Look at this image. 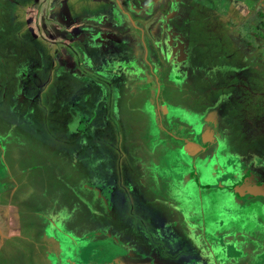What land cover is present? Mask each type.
<instances>
[{
  "label": "rangeland",
  "instance_id": "374dc122",
  "mask_svg": "<svg viewBox=\"0 0 264 264\" xmlns=\"http://www.w3.org/2000/svg\"><path fill=\"white\" fill-rule=\"evenodd\" d=\"M228 1L0 0V140L22 145L0 264H264V197L229 188L264 182V1ZM76 231L104 234L59 260Z\"/></svg>",
  "mask_w": 264,
  "mask_h": 264
},
{
  "label": "crops",
  "instance_id": "0c3cea01",
  "mask_svg": "<svg viewBox=\"0 0 264 264\" xmlns=\"http://www.w3.org/2000/svg\"><path fill=\"white\" fill-rule=\"evenodd\" d=\"M172 1L173 0H159V2L156 5L157 11H159V10L160 11L168 10L170 5L172 4ZM186 1H188V0H186ZM220 1L224 2L223 4L230 3L228 0H220ZM219 5H221V3H219ZM170 9H171V7H170ZM238 11H240V10L238 9ZM161 17H162V15H161ZM156 21L157 20H155L154 22H156ZM182 40L187 45L189 44V42H191V38L189 37V35H186L185 37H182ZM112 69H115V68H110L109 70H112ZM118 83H119L118 84L119 86H122V85H124L125 82L123 81V82H118ZM0 86L2 87L1 83H0ZM215 114H216V112H215ZM6 121H8V120H6ZM192 137H193V134H192ZM200 138L204 142H206V145L208 143L211 144V143H213L215 141V133H214V131L211 134H208V132H206V133L202 134V136ZM20 147H22V145L17 140H12V139L8 140V141H1L0 140V194L1 193H5L6 191H9L12 194V192L13 193L16 192L18 186L20 185V182L17 179L16 172H12L10 170V165H8V163L4 161L5 157H6V154L9 153L11 155V158H12V162L11 163H12L13 167L14 168L15 167L19 168L18 167L19 166V159H20L19 157L21 156L19 154V152H20V150H22V149H20ZM27 150H28L27 155L25 157H23V159L20 160V161H25L23 163L26 164V165H27L26 162H30L33 159V155L37 152L33 147L30 146V144H29V148ZM13 156H14V158H13ZM26 165H24V166H26ZM24 166L22 165V169H20V171H18V174L21 175L22 173H25L27 170H29L28 168H30V164L27 165L26 167H24ZM247 172L248 171H245V173H247ZM31 173L27 176V178H31V180H29L28 186L35 188L34 187L35 186V182L45 183L46 176H45L44 172L40 173V177L42 176V178H40V181H39V175H34V173H33V175L30 176ZM247 175H248V173H247ZM243 180H244V178H243ZM31 182H32V185H31ZM254 182H258V181H254ZM259 182H262V181H259ZM23 186H27V185L23 184ZM113 189L114 188L111 187L110 191L113 190ZM95 190L97 191V189H95ZM99 191H100V194L102 195V190H99ZM101 195H99L98 197L101 198ZM103 198H105V197L102 196V199ZM105 200L108 203L107 204L108 207H109V203L113 204L111 196H110L109 199H105ZM44 207L48 208V209L50 208V206L48 204H46ZM59 208L64 211L63 208H61V207H59ZM49 214H50L51 217L58 216V214L56 212H53L52 214L49 213ZM12 215L13 216L17 215V213L12 214V203H9L7 201H0V250H1L2 246L5 244L6 240L9 239V236L11 235V228H10L11 221L10 220H11V216ZM83 221H86V220H82V222ZM63 223L64 222H60V221H58V222L52 221L51 222V224H59V225L63 224ZM61 231H62V233H64V229L63 228H59V232H61ZM95 233L96 234H100V233H103V231H99V232H94V231L91 232L90 231L89 233H88V231H86V232L83 233L84 236L80 237V238L77 237V231L74 232L73 235L72 234H66L64 236L62 234L61 235L58 234L57 235L58 236L57 237L58 238V242H55L54 244L57 247L56 250L58 252L59 260L61 259L60 256H64V257H66V259L69 258V257L74 258V256H70V254H72L74 252H76V254H77L76 256L84 257V256L88 255L89 251L92 252L91 249H92L93 245H87L86 244L87 246L84 247V246H81L79 244H80V241H82V239H86L87 240V239H89V237L91 239V237H93L95 235ZM109 237H110V235H109ZM71 240H75L78 243V245H76L75 247H72L71 246ZM67 243H69L70 246H68ZM94 245H97V244L94 243ZM130 251H134V250H130ZM89 258H90L91 261H93L95 259L92 256H89ZM47 264H59V263L58 262H52V263H47Z\"/></svg>",
  "mask_w": 264,
  "mask_h": 264
},
{
  "label": "water",
  "instance_id": "95a60500",
  "mask_svg": "<svg viewBox=\"0 0 264 264\" xmlns=\"http://www.w3.org/2000/svg\"><path fill=\"white\" fill-rule=\"evenodd\" d=\"M264 1V0H262ZM206 144V142H205ZM199 181L198 179H196ZM217 187L226 188L228 185L224 184L222 180H217ZM212 185H210L211 187ZM233 194L240 198L246 197H264V182H246L242 180L241 182L235 183L231 186ZM121 264H140V263H121Z\"/></svg>",
  "mask_w": 264,
  "mask_h": 264
},
{
  "label": "flooded vegetation",
  "instance_id": "af4514ba",
  "mask_svg": "<svg viewBox=\"0 0 264 264\" xmlns=\"http://www.w3.org/2000/svg\"><path fill=\"white\" fill-rule=\"evenodd\" d=\"M178 62H179V60H178ZM113 68V67H112ZM230 188V190H231V192H232V189H231V187H229ZM133 252L134 251H124V253H123V255H121L120 256V258H122L121 260H116V262H114V264H121V263H127V260H128V258H131V257H133ZM146 254H147V256H148V258L147 259H145V260H142V258L141 259H138L139 261H136V262H132V263H140V264H159V263H157V254L156 255H154V254H151V255H148V253L147 252H145ZM125 259H127V260H125ZM130 263V262H129Z\"/></svg>",
  "mask_w": 264,
  "mask_h": 264
},
{
  "label": "bare ground",
  "instance_id": "6f19581e",
  "mask_svg": "<svg viewBox=\"0 0 264 264\" xmlns=\"http://www.w3.org/2000/svg\"><path fill=\"white\" fill-rule=\"evenodd\" d=\"M213 112V111H212ZM255 178H258V177H255ZM246 182H250L248 179L245 180ZM254 181H256V179H254Z\"/></svg>",
  "mask_w": 264,
  "mask_h": 264
},
{
  "label": "trees",
  "instance_id": "16d2710c",
  "mask_svg": "<svg viewBox=\"0 0 264 264\" xmlns=\"http://www.w3.org/2000/svg\"><path fill=\"white\" fill-rule=\"evenodd\" d=\"M262 16V15H261ZM262 24L264 25V20L262 21ZM194 183L196 184V182L194 181ZM237 196V195H236ZM238 197V196H237ZM238 198H240V197H238Z\"/></svg>",
  "mask_w": 264,
  "mask_h": 264
}]
</instances>
